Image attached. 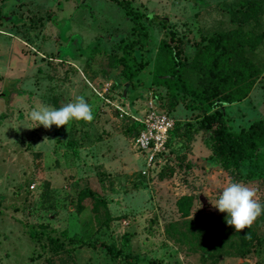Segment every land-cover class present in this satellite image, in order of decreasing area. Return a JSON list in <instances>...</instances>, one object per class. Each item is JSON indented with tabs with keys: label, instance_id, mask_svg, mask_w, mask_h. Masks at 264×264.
<instances>
[{
	"label": "rangeland",
	"instance_id": "1",
	"mask_svg": "<svg viewBox=\"0 0 264 264\" xmlns=\"http://www.w3.org/2000/svg\"><path fill=\"white\" fill-rule=\"evenodd\" d=\"M129 1L137 23L110 0H0V264H128L117 251L135 264H264V214L250 227L258 242L242 245L210 202L240 182L264 205V177L247 175L248 161L231 171L215 163L192 101L169 112L167 151L147 175L132 147L133 118L150 99L164 104L152 67L171 37L181 78L196 87L198 66L211 57L196 42L225 34L236 45V30L262 34L247 53L260 76L245 99L219 111L233 130L264 121V0L246 20L236 8L251 0ZM123 54L132 85L121 75ZM78 96L91 106V122L46 129L28 119L34 107L60 108ZM184 195L194 198L187 219L176 208ZM208 228L220 234L205 250Z\"/></svg>",
	"mask_w": 264,
	"mask_h": 264
},
{
	"label": "trees",
	"instance_id": "2",
	"mask_svg": "<svg viewBox=\"0 0 264 264\" xmlns=\"http://www.w3.org/2000/svg\"><path fill=\"white\" fill-rule=\"evenodd\" d=\"M110 1L120 7L127 18L137 23L138 15L131 8L129 0ZM258 6L257 0L242 1L238 4L236 12L238 10L239 14L243 15L246 20L256 12ZM150 17L148 16V18ZM1 20L3 18L0 16ZM236 33H239L237 37L239 44L236 45L232 44L225 34L211 35L195 43L198 50H202V52L209 50L211 54L205 65L198 66L200 73H198L196 87H192L181 78L185 65L179 49L174 45V37L168 41H161L152 67L151 83L163 93L164 104L160 105L163 110L160 109L169 115V112L174 111L182 101L193 102V108H196L199 112L198 115H200L197 126L206 134L209 141L210 157L212 156L216 164L231 171L239 170L241 162L248 161L242 170L249 176L262 175L264 177V121L257 120L246 128L233 130L229 128L224 116L219 111L223 105L234 104L245 99L261 74V71L247 58V53L254 51L258 40L262 38V34L259 38L254 33H242L241 31L237 32V30ZM140 35L146 36L142 31ZM138 44V41L131 42L128 45L127 53L129 54ZM195 56L198 59L199 52ZM117 61L122 67L121 75L132 85L135 76L127 63L125 54L119 56ZM132 125L137 135L142 126L138 123H132ZM191 131L194 130L191 129ZM186 134L187 131L184 130L179 135L185 136ZM164 153L166 152L159 154L158 158H161ZM84 193L95 200L98 197L90 190ZM193 200L192 196L186 195L177 200L176 208L183 219L189 218ZM211 231L212 235L210 233L211 236L202 243L201 249L209 247L213 242H218L219 230L216 228L206 230V232ZM235 234L242 245L250 244L253 240L258 242L251 228H246L242 232L235 231ZM105 250L108 253H113L111 247H105ZM205 250L202 255L203 260L208 254ZM114 255L122 257L128 264H135L137 261L136 257L124 255L119 251Z\"/></svg>",
	"mask_w": 264,
	"mask_h": 264
},
{
	"label": "clouds",
	"instance_id": "3",
	"mask_svg": "<svg viewBox=\"0 0 264 264\" xmlns=\"http://www.w3.org/2000/svg\"><path fill=\"white\" fill-rule=\"evenodd\" d=\"M93 118L92 108L83 96L76 97L74 102L60 108L39 106L28 113L30 121L46 129H51L53 125L60 128L73 120L91 122ZM205 195L207 196L206 193ZM210 202L219 212L227 213L226 223L236 232L250 228L264 214V205L259 202L256 191L240 182L226 184L217 199Z\"/></svg>",
	"mask_w": 264,
	"mask_h": 264
},
{
	"label": "built area",
	"instance_id": "4",
	"mask_svg": "<svg viewBox=\"0 0 264 264\" xmlns=\"http://www.w3.org/2000/svg\"><path fill=\"white\" fill-rule=\"evenodd\" d=\"M146 107L141 118H133L134 123L142 126L132 142L133 149L145 158L147 172L142 171V175H147L152 166L160 160L158 155L166 151L169 134L175 126L172 116L158 108L151 99ZM119 117L122 118V115Z\"/></svg>",
	"mask_w": 264,
	"mask_h": 264
},
{
	"label": "water",
	"instance_id": "5",
	"mask_svg": "<svg viewBox=\"0 0 264 264\" xmlns=\"http://www.w3.org/2000/svg\"><path fill=\"white\" fill-rule=\"evenodd\" d=\"M200 200H201L203 203H205V201H204L202 198H201Z\"/></svg>",
	"mask_w": 264,
	"mask_h": 264
}]
</instances>
